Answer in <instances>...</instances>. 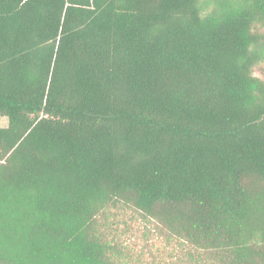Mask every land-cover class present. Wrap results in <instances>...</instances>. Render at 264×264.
<instances>
[{
    "label": "trees",
    "instance_id": "trees-1",
    "mask_svg": "<svg viewBox=\"0 0 264 264\" xmlns=\"http://www.w3.org/2000/svg\"><path fill=\"white\" fill-rule=\"evenodd\" d=\"M262 63L264 0H0V264H264Z\"/></svg>",
    "mask_w": 264,
    "mask_h": 264
},
{
    "label": "rangeland",
    "instance_id": "rangeland-1",
    "mask_svg": "<svg viewBox=\"0 0 264 264\" xmlns=\"http://www.w3.org/2000/svg\"><path fill=\"white\" fill-rule=\"evenodd\" d=\"M256 74L264 78V63ZM8 119L0 116V127L7 126ZM130 225L120 224L121 238L125 248V256L130 264H196L187 254L189 247L178 243L175 239L158 233L152 224L134 219L131 215L121 217Z\"/></svg>",
    "mask_w": 264,
    "mask_h": 264
}]
</instances>
